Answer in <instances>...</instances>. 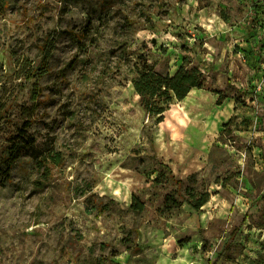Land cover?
<instances>
[{
  "label": "rangeland",
  "instance_id": "374dc122",
  "mask_svg": "<svg viewBox=\"0 0 264 264\" xmlns=\"http://www.w3.org/2000/svg\"><path fill=\"white\" fill-rule=\"evenodd\" d=\"M181 67L157 122L132 79ZM0 264H264V0H0Z\"/></svg>",
  "mask_w": 264,
  "mask_h": 264
},
{
  "label": "trees",
  "instance_id": "16d2710c",
  "mask_svg": "<svg viewBox=\"0 0 264 264\" xmlns=\"http://www.w3.org/2000/svg\"><path fill=\"white\" fill-rule=\"evenodd\" d=\"M54 47V38L51 37L47 38L40 45V63L31 72V76L36 75V80L48 72L49 61ZM204 82L205 76L197 67H181L172 75L167 70L155 71L143 68L138 70L132 79V85L136 94L139 95L140 104L150 116L158 117L157 122L163 120V113L174 100H183L192 89H201L204 86ZM33 91L36 96L33 97L34 104L31 112H34L39 106L37 99L40 93L36 90V87H34ZM220 102L221 96L218 97L216 103L220 104ZM31 124L30 117L23 123V128L20 130L21 133H18L14 141L10 142L11 144L7 148L4 160L5 170L3 171L6 173H8L20 156L35 149L34 140L26 136V132ZM48 152L50 153V150ZM48 157L51 158L53 164H59L61 161L58 153L44 155L38 158V167L46 168L45 161ZM176 183L179 188L181 181L176 180ZM191 195L195 198V194L192 193ZM208 197L207 193H203L199 194L198 198L193 200V202L190 200H187V202L193 209H199L208 200ZM143 207V204L137 200H134L130 205V209L135 212L143 210Z\"/></svg>",
  "mask_w": 264,
  "mask_h": 264
},
{
  "label": "built area",
  "instance_id": "2783aa9c",
  "mask_svg": "<svg viewBox=\"0 0 264 264\" xmlns=\"http://www.w3.org/2000/svg\"><path fill=\"white\" fill-rule=\"evenodd\" d=\"M256 43H257V40H256Z\"/></svg>",
  "mask_w": 264,
  "mask_h": 264
}]
</instances>
